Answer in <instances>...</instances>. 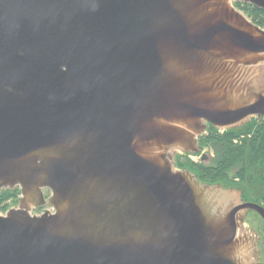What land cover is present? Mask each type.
I'll return each mask as SVG.
<instances>
[{
	"label": "water",
	"instance_id": "obj_1",
	"mask_svg": "<svg viewBox=\"0 0 264 264\" xmlns=\"http://www.w3.org/2000/svg\"><path fill=\"white\" fill-rule=\"evenodd\" d=\"M235 4L264 11L0 0V264H259L264 207L175 166L264 119V30Z\"/></svg>",
	"mask_w": 264,
	"mask_h": 264
},
{
	"label": "trees",
	"instance_id": "obj_2",
	"mask_svg": "<svg viewBox=\"0 0 264 264\" xmlns=\"http://www.w3.org/2000/svg\"><path fill=\"white\" fill-rule=\"evenodd\" d=\"M235 5L264 30V11ZM198 145L213 153L212 160L194 163L188 156L178 155L176 168L189 170L202 183L238 189L243 201L264 207V119L254 118L237 130L218 132L211 128L198 139ZM18 197V190L0 193V213L15 205ZM261 259L264 264V256Z\"/></svg>",
	"mask_w": 264,
	"mask_h": 264
},
{
	"label": "rangeland",
	"instance_id": "obj_3",
	"mask_svg": "<svg viewBox=\"0 0 264 264\" xmlns=\"http://www.w3.org/2000/svg\"><path fill=\"white\" fill-rule=\"evenodd\" d=\"M234 9L236 11H238L240 14H242L246 19L249 20V18L245 15V13L243 11H241L238 7H236V5H233ZM250 21V20H249ZM251 22V21H250ZM205 134V133H204ZM203 134V135H204ZM199 146V145H198ZM201 148V146H199ZM203 154H206L207 156V159H206V163H209L210 160H212L213 158V153L211 152H206V150H202L201 148V152L200 154L196 155V156H193L192 158H189L190 161L194 162V163H199V159L201 157V155ZM14 205H10L9 208L13 207ZM8 208V209H9ZM7 209V210H8ZM6 210V211H7ZM5 211V212H6ZM5 212H2L0 213V215H3ZM245 227L250 230V231H253L256 233V235L258 236L259 240L261 242L264 241V223L259 219V217H257L256 215L254 214H249L246 218V223H245ZM257 250H258V254H259V251H264V247L262 245H258L257 246ZM262 257L260 256L259 254V264L262 263Z\"/></svg>",
	"mask_w": 264,
	"mask_h": 264
},
{
	"label": "flooded vegetation",
	"instance_id": "obj_4",
	"mask_svg": "<svg viewBox=\"0 0 264 264\" xmlns=\"http://www.w3.org/2000/svg\"><path fill=\"white\" fill-rule=\"evenodd\" d=\"M210 129H211V127H208V128L206 129L205 133L208 132ZM197 142H198V140H197ZM175 159H176V158H175ZM206 164H207V163H206ZM176 169H178V170H183L184 168H176ZM186 170H187V169H186ZM45 194H46V197H48V193L46 192ZM39 212H41V210H40V211H37L36 213H39ZM245 223H246V220H245ZM259 244L262 245V246L264 247V241L261 242V241L259 240V241H258V245H259ZM258 245H257V246H258ZM259 254H260L261 257H263V256H264V251H262V252L259 251Z\"/></svg>",
	"mask_w": 264,
	"mask_h": 264
}]
</instances>
